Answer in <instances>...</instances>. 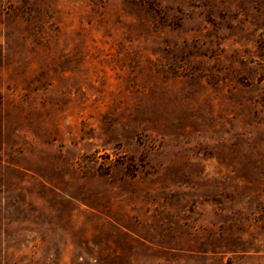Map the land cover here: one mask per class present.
<instances>
[{"label":"rangeland","instance_id":"1","mask_svg":"<svg viewBox=\"0 0 264 264\" xmlns=\"http://www.w3.org/2000/svg\"><path fill=\"white\" fill-rule=\"evenodd\" d=\"M0 264H264V0H0Z\"/></svg>","mask_w":264,"mask_h":264}]
</instances>
